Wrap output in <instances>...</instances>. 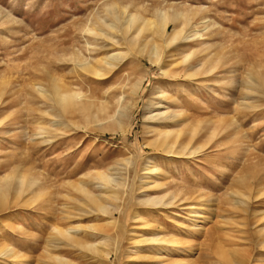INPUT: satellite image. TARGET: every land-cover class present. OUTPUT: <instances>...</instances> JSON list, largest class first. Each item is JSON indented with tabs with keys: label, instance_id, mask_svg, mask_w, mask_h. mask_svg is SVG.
Listing matches in <instances>:
<instances>
[{
	"label": "rangeland",
	"instance_id": "obj_1",
	"mask_svg": "<svg viewBox=\"0 0 264 264\" xmlns=\"http://www.w3.org/2000/svg\"><path fill=\"white\" fill-rule=\"evenodd\" d=\"M124 6L180 31L140 34L155 66L103 26ZM107 50L124 56L104 76L77 69ZM52 79L86 108L52 101ZM120 96L135 105L106 117ZM173 111L175 155L146 145L150 115ZM0 201V264H264V0H0Z\"/></svg>",
	"mask_w": 264,
	"mask_h": 264
},
{
	"label": "bare ground",
	"instance_id": "obj_2",
	"mask_svg": "<svg viewBox=\"0 0 264 264\" xmlns=\"http://www.w3.org/2000/svg\"><path fill=\"white\" fill-rule=\"evenodd\" d=\"M119 10V9H118ZM118 10L114 11V10H110L109 11V15L110 17L112 18L111 20H109V22H105V24L103 23V26L105 25V27L109 28L110 30H113L116 28V25L119 24V26L122 28V31L124 32V35L123 32L121 34L120 32V35H122L121 37V41L122 43L126 44L127 46H130V47H135L134 45H138L141 43V48L139 46V48L137 47V49H139V52L138 54L140 53H143L144 52V49L147 47H149V51L147 54L143 55L145 56V59L148 61V63H150L151 65L155 66L158 62V59L160 57V46L159 44L153 40V38H149L146 37V38H141L140 37V34L145 31L146 29L150 30L152 29V35H159L160 37H164L166 38V42L167 44H171L173 43L179 36L180 34V31L179 30H175L173 29L172 32H168V27L166 26V23L165 22H159V24H154L153 21H149L147 19H143L140 15L136 14V13H128L126 12V7L124 6L122 11H120L118 13ZM182 11V10H181ZM180 11V12H181ZM186 11V10H185ZM179 13V12H178ZM177 13V14H178ZM176 14V15H177ZM184 15V14H183ZM185 16V15H184ZM164 17H165V14H164ZM183 17V16H182ZM139 20H140V23H139ZM104 21V20H103ZM139 23V24H137ZM100 24V23H99ZM135 27V28H134ZM101 28V27H100ZM118 28V27H117ZM103 29V28H102ZM93 33H95L94 31H92ZM99 34V33H98ZM97 35V34H96ZM142 39L141 42H140V38ZM162 40V39H161ZM118 43V42H117ZM163 43V42H162ZM161 43V44H162ZM165 43V42H164ZM163 46V45H162ZM163 48V47H162ZM108 51V50H107ZM113 50V52H105L102 54V56L98 57V58H95L92 62L91 60H89L88 58H81L79 59L78 58V62H77V69H81V70H85L89 73H93L94 75H96L97 77H100V76H104L105 73L111 71L112 69H115L119 63L121 62V60L123 59V56H124V53H122V51H115ZM146 51V52H147ZM144 54V53H143ZM186 58L187 57H184V61H186ZM77 60V58H76ZM123 61V60H122ZM76 62V61H75ZM191 63V62H190ZM190 63L187 64V67L185 69H183L184 71L181 72V73H186L188 72L187 74L192 77V76H196L197 74H205L207 73V69L205 67V64L202 63L198 66V65H191ZM122 64V63H121ZM76 68V67H75ZM106 70V72L104 73H100V71L102 70ZM211 69H214V68H210L208 69V72L211 71ZM73 70H74V67H73ZM166 73V72H164ZM175 73V72H174ZM179 74V73H177ZM52 78V77H51ZM129 79V78H128ZM143 81H144V78H141V79H137L135 81H129V80H125V86L126 89H127V95H129V97L131 96H137L139 91L141 90V87H142V84H143ZM64 84V83H63ZM51 85L53 86V88L56 90L55 94L57 96V98L52 101H54L55 103H60V104H67V103H64L66 101L70 102L73 106V108L76 106L77 107V110H80V109H85L86 108V102L88 101L87 99H85L80 92L78 91H75L73 89L70 88H67V85L66 87H62L61 84H57L56 81H54V79L51 80ZM124 85V84H123ZM121 85V87L123 86ZM34 86H37V91L43 95V96H46L47 97V93L44 89V87H41L40 84L38 83H34ZM69 87V86H68ZM60 88H62V90H59ZM123 88V87H122ZM157 89V88H156ZM250 89V88H249ZM252 89V88H251ZM52 92V91H51ZM49 95V94H48ZM52 95V94H51ZM49 98V97H47ZM126 98V97H125ZM124 97H118L116 99L117 101V104L118 106L117 109L115 110V112L112 114V115H109V116H106V117H109V118H112L114 116H121V118L125 115V113L130 109L131 110V106L135 105L134 103L135 102H132L129 104V99L126 100ZM50 99V98H49ZM48 99V100H49ZM51 100V99H50ZM59 104V106H61ZM127 105H129L127 107ZM65 107V105H63V108ZM71 107V105H70ZM76 107H75V110H76ZM115 107V108H116ZM97 108V107H96ZM103 108V107H102ZM108 108V106H107ZM134 108V107H133ZM101 110H104L101 109ZM81 111V110H80ZM88 112L85 111V113ZM90 112V111H89ZM128 113V112H127ZM164 112H158V113H155L153 115H150V122L154 125L152 127V129H150L152 131V133L155 135V138L153 140V142L151 143L150 140L149 142L147 141V144L150 145H155V146H158L160 147L164 152L168 153V154H181L183 153V150L186 148L187 149V146L189 144V141L187 142V139L186 137L184 139H182V135L184 134V130H185V126L187 125L186 124V120H182V119H179L180 118V115H181V112H177V111H173L171 112L168 116L164 117L163 114ZM149 115V114H148ZM87 116V115H86ZM85 116V117H86ZM164 118H163V117ZM88 117V116H87ZM93 118V122H96L97 120H99V116L98 117H95V116H89V118ZM105 118V117H104ZM103 118V119H104ZM117 118V117H115ZM147 118V116H146ZM145 118V119H146ZM103 119L101 121H103ZM89 120V119H88ZM99 122V121H98ZM170 122L172 123H178L181 124V126L183 128H180V129H170ZM97 123V122H96ZM171 123V124H172ZM160 124H162V126H160ZM123 125V124H121ZM173 125V124H172ZM176 125V124H175ZM169 126V127H168ZM187 127V126H186ZM120 128V126H119ZM180 140V141H179ZM45 141V140H44ZM154 146V147H155ZM193 152V151H192ZM181 156V155H180ZM258 164V163H257ZM23 178V176H22ZM98 178V177H97ZM102 179V178H101ZM123 179L122 177L120 178V175L119 177H110V178H106V180L104 181H107L106 183H108V185H120L122 184V180ZM22 179L21 178H18V185L22 186L23 185V181H21ZM38 179L37 178H33V181L36 182ZM103 180V179H102ZM6 182V181H5ZM15 184V183H14ZM7 185L11 186L12 184L8 183ZM15 187V185H14ZM248 187V186H247ZM77 188V187H76ZM4 189V188H3ZM5 190V189H4ZM3 190V192H4ZM2 191V190H1ZM15 191V190H14ZM7 193V192H6ZM20 194V192H19ZM98 197V196H97ZM1 202V201H0ZM153 202V201H152ZM103 206V205H102ZM102 208V207H101ZM99 209V208H98ZM100 210V209H99ZM106 210V209H105ZM102 211H103V208H102ZM262 232H264V228H262ZM72 231L71 228H67L65 229V232H62L60 230H57L56 232L58 233L59 237H62L64 238L66 235L65 233H68ZM56 233V234H57ZM55 242V241H54ZM90 248V250H92L93 252H97L96 251V248L95 246L93 245H89L88 246ZM7 249V248H6ZM9 249H7L8 251ZM107 250V249H106ZM5 252V251H4ZM9 256V255H8ZM104 257V256H103ZM107 258V257H106ZM155 259H159L160 256H156L154 257ZM226 258V257H225ZM53 259L55 261H57L58 263H62L61 259L58 258V257H53ZM227 259L229 260V258L227 257ZM230 262V261H229ZM241 262V261H240ZM223 263V262H222ZM63 264V263H62ZM238 264V262L236 263Z\"/></svg>",
	"mask_w": 264,
	"mask_h": 264
}]
</instances>
